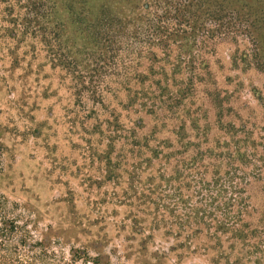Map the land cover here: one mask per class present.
<instances>
[{
	"label": "rangeland",
	"instance_id": "374dc122",
	"mask_svg": "<svg viewBox=\"0 0 264 264\" xmlns=\"http://www.w3.org/2000/svg\"><path fill=\"white\" fill-rule=\"evenodd\" d=\"M134 1L48 0V45L5 31L0 2V196L56 264H264V168L233 163L232 196L214 183L223 142L264 158V0H238L241 31L175 74V51L152 64L131 27L96 25ZM230 197L241 235L215 236Z\"/></svg>",
	"mask_w": 264,
	"mask_h": 264
},
{
	"label": "trees",
	"instance_id": "16d2710c",
	"mask_svg": "<svg viewBox=\"0 0 264 264\" xmlns=\"http://www.w3.org/2000/svg\"><path fill=\"white\" fill-rule=\"evenodd\" d=\"M0 2L6 5L5 21L11 24V29L5 28V31L19 32L21 40L31 32L32 35L41 32L46 44H50L46 39L49 33L46 20L39 24L43 19L40 11L45 9L43 10L45 16L49 13L48 0H17L16 4L19 5L22 13L16 18H10L13 11L12 5L9 4L10 0H0ZM134 2L133 15L128 20L107 19L104 24L101 19L96 25L109 31H111L109 28H112L119 33L123 32L124 28L131 27L132 39L142 44L152 64L159 61L168 63L175 51L176 55L171 63L174 74L179 73L181 67L192 66L199 52L208 42L219 37L226 40L227 37L241 31L237 21L245 20L236 12L238 0H136ZM246 17L249 20L250 16ZM141 51L135 49L132 53L141 54ZM222 147L231 163H226L228 170L224 173L225 178H222L218 172L215 173L217 178L214 183L223 184V180L227 179L229 185L226 190L232 196L236 194L233 180L239 171L235 169L233 163L240 167L250 165L252 170L260 172L264 168V158L258 156L254 142L248 143L247 139H237L232 142V146L228 142H223ZM229 148L232 150L230 151ZM236 186L238 187V184ZM219 209L221 210L219 215L213 213L212 219L215 236L226 233L237 237L241 235L239 226L245 211L244 199L241 197L237 201L234 197H230ZM49 248L50 243L33 240L27 222L20 223L18 217L11 216L7 202L0 196V264H56L58 262L56 256ZM75 258L72 256V263L77 261Z\"/></svg>",
	"mask_w": 264,
	"mask_h": 264
}]
</instances>
